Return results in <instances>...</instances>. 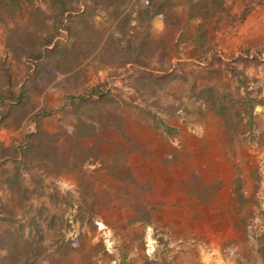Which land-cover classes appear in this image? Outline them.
Instances as JSON below:
<instances>
[{
    "label": "rangeland",
    "instance_id": "obj_1",
    "mask_svg": "<svg viewBox=\"0 0 264 264\" xmlns=\"http://www.w3.org/2000/svg\"><path fill=\"white\" fill-rule=\"evenodd\" d=\"M129 1L112 13L113 4L71 0L62 14L70 29L44 45L58 15L49 0H0V264H258L250 246L264 213V0L226 27L199 20L203 46L198 21L185 22L177 5V24L158 17L149 31L161 46L138 55L144 0ZM238 53L261 60L244 68L261 104L250 120L234 112L227 136L215 111L219 102L237 109L244 92L220 69ZM173 69L211 71L198 78L225 85L224 98L195 103V89L189 101V78L167 87Z\"/></svg>",
    "mask_w": 264,
    "mask_h": 264
},
{
    "label": "trees",
    "instance_id": "obj_2",
    "mask_svg": "<svg viewBox=\"0 0 264 264\" xmlns=\"http://www.w3.org/2000/svg\"><path fill=\"white\" fill-rule=\"evenodd\" d=\"M84 1H90V0H84ZM125 4H123V2ZM260 0H231V4H227L226 0H144V4L142 3V8L137 11L136 17L138 19L139 23V29H140V40L139 44L136 48H132V50L135 51V55L138 54H145L147 52H152L153 50H148V45H150L151 42H154V38L151 37L149 31H151V21L154 18H161L163 23L165 25H172L178 23V16L176 12H173L176 8H174L177 5H181L182 3L185 4V22H189L192 20H197V24L195 26V31L197 34L196 42L197 46H203L204 42L202 40V26L199 23V20L204 19H210L212 17L216 16V22L222 20V24H220L221 27H226L227 25H231L235 22H240L243 20V18L254 8V6L259 3ZM51 4V8L55 7L57 9V14L55 15L56 20H51L50 24L47 27V32L44 36H40L41 42L44 45H48L53 36L54 33H57L60 26H63V29L69 30L68 23H66V19H64L65 16H62L65 12H71L72 4L71 0H49ZM236 2V4H235ZM94 3L96 5L99 4H113L115 6V9H113L112 13H115L116 11L118 13H122L123 11L129 9L131 7V2L129 0H94ZM129 3V4H128ZM140 3V4H141ZM123 5V6H120ZM232 6H236L238 9L237 12L233 13L231 10L233 9ZM230 9V10H229ZM126 12V11H125ZM28 15H32V13H28ZM136 27L137 24L135 23ZM41 28H46V25H42ZM29 32L30 39L36 40L38 38L37 35H35L32 31ZM154 43H158L159 46H161V42L159 40H155ZM158 46V47H159ZM53 48H56V45ZM201 48V47H199ZM262 48L264 49V43L262 45ZM154 52V51H153ZM152 52V53H153ZM40 52H36V56H39ZM128 60V59H127ZM125 60V61H127ZM131 61H128L130 64H139L143 61H138L135 59H129ZM260 58L258 54L250 55L249 54H242L238 53L235 56H232L231 59L228 61L223 62V66L221 65L220 72L225 75L226 77H223V80H229L234 84V89H241L244 92L243 97H239L234 99V101H237L236 106L232 107L225 104H220V108L216 109L215 113H217V117L220 118L222 130L224 134L227 136L229 134V129L226 125L228 123L229 117L233 115L235 112L236 115L240 118H243L244 113L248 114L247 120L251 119V110L255 104H261V98H257L256 96H252L251 93L256 94L259 90L258 86H253L255 82H257V79L255 77H251L250 80L248 77L244 74V68H246L247 65L254 66L257 63H259ZM263 61V60H262ZM237 64H241V67H237ZM220 67V66H219ZM175 70L169 71L170 74H166L164 76V79L170 80L166 85L167 87H171L173 82L177 81V78H189L190 82L188 83L187 87H183V90L186 91L187 99L190 101L192 100L193 95H195V89H197L198 97L196 99L193 98V101L195 103L200 102L201 103H210L213 102L211 96L216 95V100L219 99V97L225 96L224 89H226L225 85L222 83L219 84L217 81L216 83L209 82L210 84L206 83L205 81L202 83V79L208 81L209 78H211V71L207 70L204 73H201L200 71H197L195 69H190L185 75L178 76L174 72ZM198 75L202 78L199 79ZM162 74H158L156 78H161ZM178 76V77H177ZM164 81V80H163ZM206 83V84H205ZM252 85V86H250ZM200 86V87H199ZM162 89V86L161 88ZM164 89V88H163ZM223 89V90H222ZM210 91V94L208 93ZM99 95H104L102 92H98ZM173 93V92H172ZM205 97H203V96ZM106 96V94L104 95ZM224 98V97H223ZM222 98V99H223ZM76 98L71 97V101L75 100ZM218 101V100H217ZM213 105V104H212ZM243 106V110L239 111V108ZM136 107V106H135ZM183 108V106H181ZM180 106L178 108H181ZM232 107V108H231ZM177 108V106H176ZM231 108V109H230ZM239 112V114H238ZM228 113V114H227ZM43 114V112H42ZM162 125V124H160ZM230 126V125H228ZM29 140H28V146L30 148L31 146V138L36 137V133L29 134ZM251 176L255 181H258L257 176H255V171L252 172ZM0 206L4 208L5 201L0 199ZM252 240L254 241V245H251L250 248L254 251L255 256L258 260V264H264V213L261 214L259 222L256 224L254 228V232L251 235Z\"/></svg>",
    "mask_w": 264,
    "mask_h": 264
},
{
    "label": "crops",
    "instance_id": "obj_3",
    "mask_svg": "<svg viewBox=\"0 0 264 264\" xmlns=\"http://www.w3.org/2000/svg\"><path fill=\"white\" fill-rule=\"evenodd\" d=\"M156 19L159 20V18H154V19L151 21V30L154 29V27H155V26H154V23H155ZM188 46H189V45H188ZM178 60H181V59H178ZM185 60H188V59H185ZM171 120H173V118H172V117H169V118L167 119V122L170 123Z\"/></svg>",
    "mask_w": 264,
    "mask_h": 264
}]
</instances>
